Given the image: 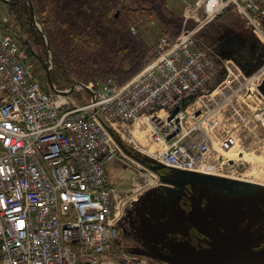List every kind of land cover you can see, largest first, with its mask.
<instances>
[{
	"label": "built area",
	"instance_id": "1",
	"mask_svg": "<svg viewBox=\"0 0 264 264\" xmlns=\"http://www.w3.org/2000/svg\"><path fill=\"white\" fill-rule=\"evenodd\" d=\"M231 7L264 42V0H201L193 15L214 19ZM201 29L163 38L155 58L124 85L108 80L88 85L93 96H65L44 88L26 50L0 26V264H152L115 251L142 187L109 185L107 166L130 160L100 118L120 139L130 137L126 148L157 165L241 180L239 145L254 122L264 126V113L241 103L248 79L241 82L233 60L198 45ZM257 72L264 74V63ZM263 132L255 137L264 141Z\"/></svg>",
	"mask_w": 264,
	"mask_h": 264
},
{
	"label": "rangeland",
	"instance_id": "2",
	"mask_svg": "<svg viewBox=\"0 0 264 264\" xmlns=\"http://www.w3.org/2000/svg\"><path fill=\"white\" fill-rule=\"evenodd\" d=\"M200 1L201 0H169L170 10L182 20L179 34L186 29L202 26L198 34V45L202 46L200 39L202 41L203 39L202 37L199 39V37L203 35L205 42L209 44L205 46L210 48L216 56L221 57L224 61L233 60L235 66L231 65V68H233L238 75V69L241 71V82H245L244 77L248 79L246 84L247 88L240 92L241 103L242 100L246 101L255 114H258V112L264 113V74L257 72L259 67L264 63L262 62V60H264V42L259 34L260 30L255 25L249 24L243 17L234 11L232 7L231 10L230 8L227 9L223 14L214 19L202 14V11L197 14L198 16L193 15L197 13ZM26 3V0H12L8 2L0 0V26L13 34L21 43L22 47L28 50L35 67V72L38 74L37 77L43 81L44 87H46V84L49 87V84L47 80V70L41 62L42 59L45 60L51 68L52 81L56 89L65 91L75 83H81L77 77L53 73L51 48L48 54L46 44L41 35L42 32L35 27L37 31L31 33L25 27L24 23V17L27 18V15L22 17L19 15L21 14L20 10H17V5L21 4L23 6L27 5ZM118 14L119 13H117V15ZM35 19L38 22L36 16ZM30 25L33 26L31 22ZM130 25L132 26L131 31H133V29L136 31V33L132 32V34L142 37L149 45V57H153L155 55L154 53L157 54L158 44L163 38L172 35V31H168L162 25L161 27L159 23L153 20H133ZM262 28L264 30V26H262ZM246 44L252 49H250L249 54L246 55V60L241 62L234 57V54L237 52V49H242ZM217 53L222 56H219ZM256 56H259L260 59L256 60ZM252 75L254 76L251 77ZM135 76H133V78ZM223 79L224 76L221 81H223ZM90 84L95 83L90 82L85 85ZM251 129L252 130L247 132L245 139H243L239 145L240 152H238V154L241 156L240 163L245 162V166L241 165L239 168L242 174L240 177L241 180L229 182L227 180H219L218 177H203L207 186V196L205 198V203L203 202L204 204H202L197 215V219L201 223H206V219H210V217L213 216L216 222H222L221 225L218 224V226H216L220 230L222 229V224L226 225V230L230 233L235 244L241 250L247 248V226H249V217L251 213H253L251 212L253 209L250 205L253 207H257V205L248 196H246V200H251L250 204L246 200L244 202L239 201L238 198L242 199L239 192L228 189L237 185L238 189L242 186L243 188L246 187L264 191V141L255 137L257 132L264 130V126L261 122H254ZM129 139L130 137L128 135H124L123 139L121 138L122 144L126 146ZM137 139L142 144L149 146L152 150L154 149L152 144L149 143L147 136L137 134ZM141 159L149 164L151 163L146 156H141ZM117 163V165L121 164L120 162ZM127 167L129 168L128 170L115 167L112 173L114 175L118 174L119 179L123 176L124 180L130 179L136 175L135 173H138L136 179L140 177L139 183L142 189L139 191V194L136 195L131 205V209L128 212V220L125 221L126 223L124 222L122 224L120 240L118 241V246H116L115 251L125 248L128 251L143 253L149 256L152 255L151 257H153L154 252L152 251H161L158 250L161 247L165 250H170V252H168L169 254H176L179 252L180 247L178 246H185L183 243L193 248L187 242H178L175 239L176 236L185 239L190 234L191 226L189 216L192 207L190 203H194L192 198H190L183 189H180L172 183L163 181L159 175L155 176V174L150 171L151 180L149 178L150 182L145 187L144 183L147 181L144 179H147V177L143 174L140 176L142 171L134 164ZM110 168H113L112 164ZM160 174L170 178L173 177L167 169H161ZM129 187L131 188V186ZM192 189L194 190L193 195L195 196H198L201 192L198 184H194ZM231 199L235 201L238 200V202L242 203V206L246 208L244 211L245 213L240 216L239 220L232 218L227 213V205L233 203ZM162 226L165 227L167 233H165ZM263 227V221L258 223L257 220L255 222L253 226L254 237H252V243L259 246L262 244L264 241ZM166 239L169 243L163 245ZM194 250L196 252L195 248L190 249L188 251L190 253L187 255L193 256ZM261 251H264V249H252L254 253ZM199 253L201 255V252ZM202 254L206 255L205 250L202 251ZM151 260H154V258ZM154 264L166 263L161 260H154Z\"/></svg>",
	"mask_w": 264,
	"mask_h": 264
},
{
	"label": "trees",
	"instance_id": "3",
	"mask_svg": "<svg viewBox=\"0 0 264 264\" xmlns=\"http://www.w3.org/2000/svg\"><path fill=\"white\" fill-rule=\"evenodd\" d=\"M31 1L38 23L49 39L53 73L77 77L85 84L112 80L124 85L155 58L156 53L149 57L150 47L145 40L132 34L131 21L153 20L172 31L170 37H165L171 41L178 37L182 26L181 18L170 10L169 0ZM17 10L20 16L27 15L25 27L36 32L28 19V5L19 4ZM199 39L203 47L209 45L203 35ZM250 49L246 44L237 49L240 54L236 52L234 57L244 62Z\"/></svg>",
	"mask_w": 264,
	"mask_h": 264
},
{
	"label": "water",
	"instance_id": "4",
	"mask_svg": "<svg viewBox=\"0 0 264 264\" xmlns=\"http://www.w3.org/2000/svg\"><path fill=\"white\" fill-rule=\"evenodd\" d=\"M5 2L12 1V0H3ZM28 5V19L31 22L33 26L38 28L45 39L46 47L48 54L50 53V44L47 34L44 31V28L36 21L35 19V13H34V7L31 0H26ZM49 57V56H48ZM42 64L44 65L45 69L47 70V80L49 84V89L59 95H69L74 90H76L78 87L84 89L86 92H88L91 96H93V92L84 84L82 83H75L74 85L70 86L65 91H60L56 89V87L53 84L52 76H51V68L49 67L48 63L45 60H41ZM51 63V62H50ZM100 122L105 127L107 132L115 138L118 145L121 147L123 153L131 158L132 160L136 161L143 167H146L150 171L154 172L155 174L159 175L163 181H167L169 183H172L175 186H178L180 189H186L187 185L189 184H198L201 188V192L198 196H191L194 203L192 204V211L189 216V222L190 226L197 229L201 234L205 235L207 238H210L212 242L210 243V250L206 251V255L202 254L203 257H180L182 255H178L179 253H176L175 256H178L177 258L168 255H162L160 251H152L154 260H162L169 264H264V251L254 253L252 252V237L253 234L251 232L252 226L255 224V222L258 219H254L250 222L248 226V245L245 250L239 249V247L234 243V241L228 237L227 234H224L216 225H214L211 220L208 218L206 219V223H201L197 219V215L199 210L202 207V203L205 200L207 196V186L205 184V181L203 177H213L208 175H200V174H193V173H185V172H179L175 170H170V174L173 175L172 178L163 176L160 174L161 169H167V167L163 165H156V164H149L143 159H141L139 156L133 154L128 148L125 147V145L122 144L121 139L117 137V135L114 133V131L100 118ZM180 194V193H179ZM255 199L257 201H260L264 203V197L259 195V197L255 194H253ZM241 208V207H240ZM239 206H233L230 209V212H236L237 213L241 210ZM232 216H236V214H231ZM186 224V223H185ZM220 227V226H219ZM165 228V227H164ZM165 233L166 229L164 230ZM169 248V247H168ZM159 250V249H158ZM172 252V251H171ZM152 256V255H151Z\"/></svg>",
	"mask_w": 264,
	"mask_h": 264
},
{
	"label": "flooded vegetation",
	"instance_id": "5",
	"mask_svg": "<svg viewBox=\"0 0 264 264\" xmlns=\"http://www.w3.org/2000/svg\"><path fill=\"white\" fill-rule=\"evenodd\" d=\"M193 186H194V184H189V185H187V188L184 189L185 193L188 194L190 196V198L194 194V190L192 189ZM228 190H231V191H234V192L238 191L239 195L242 196V199L238 198L239 201H243L244 202L246 200V196H248V197L251 198V200H253L256 203L257 207H255V206L253 207L252 205H250V207L253 209V210H251V212H253V213H251V216L249 217L250 221L248 222V225L255 218L258 219V223L263 221V225H264V203H262L260 201H257L255 199V197L253 196V194H255V195H257L259 197V195L261 194V196L264 197V191L256 190V189H253V188H251V189L246 188V187L243 188L242 186H241V188L238 189L237 185H235L232 188L230 187ZM223 193H225V192H223ZM231 200H232L233 203H231L230 205H227V209H226L227 213L232 218H234L236 220H239L240 216L245 213L244 211H245L246 208L243 207L242 203L238 202V200L237 201H235L234 199H231ZM251 200H249V201L246 200V201L250 204ZM203 202L205 203V200ZM204 203H202V204H204ZM190 205L192 206V203H190ZM233 206H239V208L241 207L240 208L241 210L238 213H237V211L231 213L230 209ZM247 208H248V206H247ZM256 210H257V212H256ZM191 211H192V207H191ZM231 214H236V216H232ZM210 220L216 226H218V224L221 225V223H222V222H216V220H215V218L213 216L210 217ZM253 226H252V230H251L252 234H253V231H254L253 230ZM221 228H222L221 231L224 234H227L228 237L232 239L230 233L226 230L227 226L222 224ZM247 234H248V232H246V235ZM253 237H254V234H253ZM175 239L178 242H187L188 244H190L193 247V248L189 247L186 243H183L185 246H178L180 248H179V252H177V253L182 254V256H180L182 258H184V257H194V258L203 257L202 256V251H204V250H205V252L209 251L210 250V243L212 242V240L210 238H207L205 235L201 234L197 229H195L192 226H191L190 234L188 235V237H186L185 239H182L180 236H176ZM168 243H169V241L166 239V240H164V244L163 245H167ZM246 245H248V236L246 238ZM194 248L196 249V252L194 250L193 256L187 255V254L190 253L188 251L190 249H194ZM252 249L253 250L264 249V241L262 242V244L260 246L255 244V243H252ZM159 250H161L160 253L162 255H168L169 254L168 252H170V250H168V249L165 250L162 247L159 248ZM199 252H201V255H200ZM171 254L174 257H176V258L178 257V256H175L176 255L175 253H170L169 255L172 256ZM163 262H165V261H163ZM165 263L169 264L167 262H165Z\"/></svg>",
	"mask_w": 264,
	"mask_h": 264
},
{
	"label": "crops",
	"instance_id": "6",
	"mask_svg": "<svg viewBox=\"0 0 264 264\" xmlns=\"http://www.w3.org/2000/svg\"><path fill=\"white\" fill-rule=\"evenodd\" d=\"M120 163H121V164H119V165H117V164H118L117 162H115V163H111V164L113 165V168H110V165H111V164H109V165L107 166L106 171H107V176H108L109 185H110L111 187H113V188L118 189V190L129 189V188H130L129 186H132V184H133L135 181L138 182V180L140 179V177H139L138 179H136L138 173H135V172H134L136 175L133 176V177H131L130 179H127V180H124V179H123V176H121V179H119V178H118V174H115L116 177H117V178H116L115 175L112 173L115 167H119V168H121V169H123V170H128L129 168H128L127 166H130V164H128V163H127L126 161H124V160H122V162H120ZM111 177H112V178H111ZM115 180H116V182H115ZM115 183H116V184H115ZM128 187H129V188H128ZM124 222H125V221H123L122 224H123ZM125 223H126V222H125ZM162 227H163V229L165 230L164 226H162ZM120 234H121V232H120Z\"/></svg>",
	"mask_w": 264,
	"mask_h": 264
},
{
	"label": "bare ground",
	"instance_id": "7",
	"mask_svg": "<svg viewBox=\"0 0 264 264\" xmlns=\"http://www.w3.org/2000/svg\"><path fill=\"white\" fill-rule=\"evenodd\" d=\"M130 162L132 164H134L135 166H137V168L139 170H141L143 172V174H145L146 176L150 177V173H149V169L146 170V168H144L142 165H140L139 163H137L136 161L132 160V159H129Z\"/></svg>",
	"mask_w": 264,
	"mask_h": 264
},
{
	"label": "snow or ice",
	"instance_id": "8",
	"mask_svg": "<svg viewBox=\"0 0 264 264\" xmlns=\"http://www.w3.org/2000/svg\"><path fill=\"white\" fill-rule=\"evenodd\" d=\"M21 224H23V222H21Z\"/></svg>",
	"mask_w": 264,
	"mask_h": 264
}]
</instances>
